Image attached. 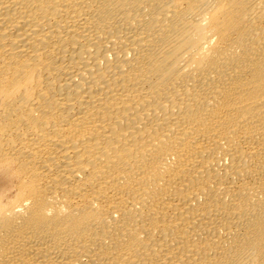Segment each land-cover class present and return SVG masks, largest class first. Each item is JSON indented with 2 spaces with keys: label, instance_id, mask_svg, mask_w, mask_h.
Here are the masks:
<instances>
[{
  "label": "bare ground",
  "instance_id": "bare-ground-1",
  "mask_svg": "<svg viewBox=\"0 0 264 264\" xmlns=\"http://www.w3.org/2000/svg\"><path fill=\"white\" fill-rule=\"evenodd\" d=\"M0 264H264V0H0Z\"/></svg>",
  "mask_w": 264,
  "mask_h": 264
}]
</instances>
